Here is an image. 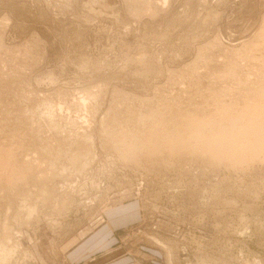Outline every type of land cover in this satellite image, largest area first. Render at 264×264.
Returning <instances> with one entry per match:
<instances>
[{
	"label": "rangeland",
	"instance_id": "rangeland-1",
	"mask_svg": "<svg viewBox=\"0 0 264 264\" xmlns=\"http://www.w3.org/2000/svg\"><path fill=\"white\" fill-rule=\"evenodd\" d=\"M263 87L264 0H0V264H264Z\"/></svg>",
	"mask_w": 264,
	"mask_h": 264
},
{
	"label": "bare ground",
	"instance_id": "bare-ground-1",
	"mask_svg": "<svg viewBox=\"0 0 264 264\" xmlns=\"http://www.w3.org/2000/svg\"><path fill=\"white\" fill-rule=\"evenodd\" d=\"M263 88H264V87H263ZM260 90H261V89H260ZM263 91H264V90H262V92H263ZM261 94H262V93H261ZM86 97H87V96H86ZM83 99H85V97H84ZM263 99H264V97H263ZM51 100H52V99H51ZM250 101H251V100H250ZM48 102H49V101H48ZM50 102L52 103V101H50ZM81 102H82V101H81ZM40 104H42V103H40ZM87 104H88V103H87ZM225 104H226V103H225ZM247 104H248V103H247ZM260 104H261V103H260ZM47 105H48V104H47ZM95 105H96V104H95ZM44 106H45V105H44ZM59 107H60V105H59ZM59 107H58V108H59ZM61 107H62V106H61ZM61 107H60V108H61ZM248 107H249V106H248ZM220 108H223V107L220 106ZM225 108H226V107H225ZM228 108H229V107H228ZM232 108H233V107H232ZM263 108H264V107H263ZM263 108H262V109H263ZM84 109H85V108H84ZM226 109H227V108H226ZM40 110H41V109H40ZM47 110H48V109H47ZM33 111H34V110H33ZM49 111H50V110H48V112H49ZM94 111H95V110H94ZM228 111H229V110H228ZM230 111H232V110H230ZM36 112H37V111H36ZM36 112H35V113H36ZM58 112H59V111H58ZM222 112H223V111H222ZM32 113H33V112H32ZM49 113H50V112H49ZM51 113H52V111H51ZM70 113H71V112H70ZM77 113H78V112H77ZM247 113H248V112H247ZM46 114H47V113H46ZM46 114H44V115H46ZM54 114H55V113L53 112L50 116H45L46 118L43 117V118H45L46 125L50 126L51 123H53L54 121L56 122V120H58V115L56 116V115H54ZM232 114H233V113H232ZM248 114H249V113H248ZM27 115H28V114H27ZM27 115H26V117H27ZM34 115H35V114H34ZM48 115H49V114H48ZM60 115L62 116L63 113H60ZM32 116H33V115H32ZM55 116H56V117H55ZM194 116H195V115H194ZM215 116H216V115H215ZM238 116H239V115H238ZM258 116H259V115H258ZM52 117H54V118L52 119ZM68 117H70V116H68ZM192 117H193V116H192ZM203 117H204V116H203ZM247 117H248V116H247ZM30 118H32V117H30ZM228 118H229V116H228ZM241 118H242V117H241ZM19 119H20V118H19ZM26 119H27V118H26ZM77 119H78V117H77ZM85 119H86V118H85ZM215 119H216V118H215ZM38 120H40V119H38ZM68 120H69V119L67 118L66 121H68ZM256 120H257V119H256ZM256 120H255V121H256ZM259 120H260V119H259ZM59 121H60V120H59ZM59 121H57V123H58ZM86 121H87V120H86ZM148 121H149V120H148ZM167 121H168V120H167ZM202 121H203V120H202ZM220 121H221V119L219 118V121H216L217 123L215 122V123H216L215 125H217ZM230 121H231V120H230ZM237 121H238V120H237ZM20 122H21V121H20ZM25 122H26V121H25ZM55 122L53 123V125L55 124L54 126L57 125ZM68 122H69V121H68ZM72 122L74 123V121H72ZM80 122H81V121H80ZM141 122H142V120H141ZM159 122H160V121H159ZM195 122H197V121H195ZM221 122H222V121H221ZM231 122H232V121H231ZM235 122H236V121H235ZM238 122H240V121H238ZM253 122H254V121H253ZM29 123H30V122H29ZM73 123H72V124H73ZM83 123H84V122H83ZM163 123H164V122H163ZM208 123H209V122H208ZM26 124H27V122H26ZM33 124H34V122H33ZM49 124H50V125H49ZM59 124H60V123H59ZM74 124H75V123H74ZM159 124L161 125V123H159ZM229 124H231V123H229ZM237 124H238V123H237ZM27 125H28V124H27ZM61 125H62V123H61ZM61 125H59V126L61 127ZM133 125H134V124H133ZM206 125L208 126V124H206ZM213 125H214V124H213ZM233 125H235V124H233ZM21 126H22V125H21ZM23 126H25V124H24ZM29 126H30V125H29ZM34 126H35V125H34ZM34 126H33V127H34ZM51 126H52V125H51ZM51 126H50V127H51ZM59 126H58V127H59ZM141 126H142V125H141ZM162 126H163V125H162ZM204 126H205V125H204ZM220 126H221V125H220ZM224 126H225V125H224ZM224 126H222V127H224ZM231 126H232V125H230L229 127H231ZM240 126H241V124H240ZM240 126H239V129H240ZM52 127H53V126H52ZM58 127H57V128H58ZM160 127H161V126H160ZM166 127H167V126H165V128H166ZM205 127H206V126H205ZM215 127H216V126H215ZM229 127H228V128H229ZM237 127H238V126H237ZM249 127H250V126H249ZM251 127H252V125H251ZM16 128H17V127H16ZM22 128H24V127H22ZM41 128H42V127H41ZM43 128H46V127H43ZM217 128H218V127H217ZM220 128H221V127H220ZM259 128H260V127H259ZM261 128H263V127L261 126ZM25 129H26V128H25ZM82 129H83V128H82ZM202 129H203V128H202ZM225 129H226V127H225ZM230 129H232V128H230ZM38 130H39V128H38ZM158 130H159V129H158ZM205 130H206V129H205ZM237 130H238V129H237ZM256 130H257V129H256ZM258 130H259V129H258ZM258 130H257V131H258ZM261 130H262V129H261ZM26 131H27V130H26ZM26 131H24V132H26ZM28 131H29V130H28ZM56 131L58 132V130H56ZM59 131H60V130H59ZM155 131H156V130H155ZM155 131H154V132H155ZM216 131H217V130H216ZM220 131H221V130H220ZM233 131H234V129H233ZM235 131H236V128H235ZM235 131H234V132H235ZM238 131H239V130H238ZM136 132H137V131H136ZM151 132H152V131H151ZM195 132H196V131H195ZM229 132L232 133L231 131H229ZM27 133H28V132H27ZM36 133H37V132H36ZM45 133H47V132H45ZM69 133H70V132H69ZM162 133H163V132H162ZM213 133H214V132H213ZM224 133H225V132H224ZM227 133H228V132H227ZM230 133L227 134V136L230 135ZM236 133L238 134V132H236ZM236 133H235V134H236ZM252 133H253V132H252ZM254 133L257 134L256 131H255ZM259 133H260V131H259ZM259 133H258V134H259ZM28 134H29V133H28ZM65 134H66V133H65ZM70 134H71V133H70ZM132 134H133V133H132ZM135 134H136V133H135ZM178 134H179V133H178ZM211 134H212V133H211ZM235 134H234V135H235ZM242 134H243V133H242ZM242 134H241V135H242ZM255 134H254V135H255ZM117 135H118V134H117ZM117 135H116V136H117ZM128 135H129V134H128ZM130 135H131V134H130ZM176 135H177V134H176ZM180 135H181V134H180ZM198 135H200V134H198ZM220 135H221V134H220ZM231 135H232V134H231ZM231 135H230V136H231ZM234 135H233V137H234ZM263 135H264V134H262V136H263ZM40 136H41V134H40ZM68 136H69V135H68ZM111 136H112V135H111ZM118 136H119V135H118ZM167 136H168V135H167ZM171 136H172V135H171ZM191 136H192V135H191ZM221 136H222V135H221ZM239 136H240V135H239ZM248 136H249V135H248ZM262 136H261V137H262ZM49 137H50V136H49ZM53 137H54V136H53ZM151 137H152V135H151ZM162 137H163V136H162ZM181 137H182V136H181ZM189 137H190V136H189ZM193 137H194V136H192V138H193ZM224 137H225V136H224ZM231 137H232V136H231ZM233 137H232V139H234ZM258 137H260V136L258 135ZM261 137H260V138H261ZM41 138H42V137H41ZM56 138H57V135H56ZM66 138H67V137H66ZM88 138H90V137H88ZM156 138H158V137H156ZM171 138H172V137H171ZM197 138H198V137H197ZM197 138H196V139H197ZM256 138H257V136H256ZM120 139H121V138H120ZM148 139H149V138H148ZM160 139H161V138H160ZM174 139H175V138H174ZM187 139H188V136H187ZM190 139H191V138H190ZM193 139H195V138H193ZM203 139H204V138H203ZM218 139H219V137H218ZM221 139H222V138H221ZM232 139L229 138V137H227V138H226V142H225L224 144L220 143V142H222V141L216 140L217 143L219 142V145H218V146L216 145V148H217V147L219 148V146H221V147L233 146V148H232V147H229V150H228V151H229V155H228V157L230 156V158H231V154H233V156H234V154H236V152L238 153V156H239V154H241V152L243 151V149L246 147V146H244L243 142L241 143V145L238 146V144H240V142L237 144L238 141L236 142V141H233ZM253 139H255V137H253ZM36 140H37V139H36ZM40 140H41V139H40ZM51 140H52V139H51ZM55 140H56V139H55ZM57 140H58V139H57ZM57 140H56V142H57ZM64 140H65V139H64ZM68 140H70V137H68ZM68 140H67V141H68ZM72 140H74V139H72ZM72 140H71V141H72ZM136 140H137V139H136ZM181 140H182V138H181ZM184 140L187 141L186 139H184ZM198 140H199V139H198ZM206 140H207V139H206ZM213 140H214V139H213ZM234 140H236V139H234ZM260 140L262 141V140H264V139H260ZM46 141H47V140H46ZM49 141H50V140H49ZM59 141H61V139L58 140V142H59ZM79 141H81V140H79ZM141 141H142V140H141ZM154 141H155V140H154ZM162 141H163V140H162ZM169 141H170V140H169ZM204 141H205V140H204ZM207 141L209 142L210 140H207ZM207 141H206L205 143H207ZM211 141H212V140H211ZM211 141H210V142H211ZM224 141H225V140H224ZM242 141H243V140H242ZM246 141H247V140H246ZM253 141H254V140H253ZM258 141H259V140H258ZM21 142H22V141H21ZM47 142H48V141H47ZM52 142H55V141L53 140ZM90 142H91V140H90ZM90 142H88L87 144L89 145ZM92 142H93V141H92ZM145 142H146V141H145ZM150 142H151V141H150ZM164 142H166V141H164ZM210 142H209V144H210ZM244 142H245V141H244ZM255 142H256V141H255ZM24 143H25V142H24ZM32 143H33V142H32ZM49 143H50V142H48V144H49ZM62 143H64V142H62ZM65 143H66V142H65ZM70 143H71V142H70ZM143 143H144V142H143ZM146 143H147V142H146ZM169 143H170V142H169ZM171 143H172V142H171ZM175 143H176V142H175ZM184 143H185V142H184ZM189 143H190V141H189ZM196 143H197V142H196ZM211 143H215V142H211ZM245 143H247V142H245ZM257 143H258V142H257ZM261 143H262V142H261ZM25 144H26V143H25ZM39 144H40V143H39ZM39 144H38V145H39ZM46 144H47V143H46ZM55 144H56V143H55ZM58 144H59V143H58ZM60 144H61V143H60ZM72 144H73V142H72ZM72 144H71V145H72ZM79 144H80V142H79ZM149 144H150V143H149ZM176 144H177V143H176ZM254 144H255V143H254ZM22 145H23V144H22ZM22 145H20V146H22ZM28 145H29V143H28ZM40 145H41V144H40ZM43 145H44V144H43ZM52 145H53V144H52ZM56 145H57V144H56ZM56 145H54V146H56ZM63 145H65V144H63ZM74 145H75V144H74ZM80 145H84V144H80ZM188 145H189V144H187V146H188ZM190 145H191V144H190ZM202 145H204V143H203ZM210 145H212V144H210ZM213 145H214V144H213ZM213 145H212V146H213ZM249 145H250V144H249ZM262 145H263V144H262ZM54 146H53V147H54ZM68 146L71 147L70 145H68ZM135 146H137V145H135ZM183 146H184V145H183ZM194 146H195V145H194ZM205 146H208V145L206 144ZM253 146H254V145H252V148H253ZM256 146H257V145H256ZM263 146H264V145H263ZM263 146H262V149H264ZM26 147H27V145H26ZM35 147H36V146H35ZM51 147H52V146H51ZM57 147L59 148V146H57ZM79 147H81V146H79ZM157 147H158V146H157ZM202 147H203V146H202ZM209 147H210V146H209ZM257 147H258V146H257ZM257 147H256V148H257ZM18 148H19V147H18ZM20 148H21V147H20ZM20 148H19V150H20ZM28 148L30 149V147H28ZM33 148H34V147H33ZM61 148H62V147H61ZM61 148H59V151L61 150ZM65 148H66V147H65ZM65 148H64V149H65ZM77 148H78V147H77ZM82 148H83V147H82ZM187 148H188V147H187ZM190 148H191V147H190ZM195 148H197V147H195ZM207 148H208V147H206V149H207ZM211 148H212V147H211ZM211 148H209V150H210ZM216 148H213L212 150L215 149V151H216ZM246 148H248V147H246ZM249 148H250L249 150H251V147H250V146H249ZM256 148L254 147V150H255ZM29 149H27V150H29ZM56 149H57V148H56ZM62 149H63V148H62ZM66 149H67V148H66ZM83 149H84V148H83ZM188 149H189V148H188ZM202 149H203V148H202ZM206 149H204V150H206ZM230 149H232V150H230ZM17 150H18V149H17ZM38 150H39V149H38ZM42 150H44V149H42ZM47 150H48V149H47ZM91 150H92V149H91ZM91 150H90V151H91ZM175 150H176V149H175ZM207 150H208V149H207ZM207 150H206V151H207ZM209 150H208V151H209ZM252 150H253V149H252ZM55 151H56V150H55ZM55 151H54V152H55ZM57 151H58V150H57ZM70 151H71V149H70ZM202 151H203V150H202ZM202 151H201V152H202ZM208 151H207V154H208ZM218 151H219V150H218ZM228 151H227V152H228ZM244 151H245V149H244ZM246 151H247V150H246ZM246 151H245V153H247ZM258 151L261 152L260 150H257V152H258ZM28 152H29V151H28ZM33 152H34V151H33ZM42 152H43V151H42ZM51 152H53V151H51ZM65 152H66V150H65ZM68 152H69V151H67L66 153H68ZM73 152H74V151H73ZM73 152H72V153H73ZM91 152H92V151H91ZM227 152H226V154H227ZM254 152H255V151H253V153H254ZM18 153H19V152H18ZM23 153H24V152H23ZM25 153H26V151H25ZM31 153H32V152H31ZM40 153H41V152H40ZM55 153H57V152H55ZM62 153H63V152H62ZM77 153H78V152H77ZM77 153H75V154H77ZM93 153H94V151H93ZM93 153H92V154H93ZM215 153H217V152H215ZM215 153H214V154H215ZM222 153H223V152H222ZM222 153H221V154H222ZM242 153H243V152H242ZM245 153H244V154H245ZM250 153H251V152H250ZM253 153H251V154L253 155ZM255 153H256V152H255ZM27 154H30V153H27ZM35 154H36V153H35ZM42 154H43V153H42ZM70 154H71V152H70ZM70 154H69V155H70ZM73 154H74V153H73ZM210 154H211V153H210ZM214 154L212 153V155H214ZM224 154H225V153H224ZM244 154H243V155H244ZM18 155H19V154H18ZM36 155H37V154H36ZM44 155H45V154H44ZM44 155H41V157L44 156ZM55 155H56V154H55ZM71 155H72V154H71ZM71 155H70V156H71ZM212 155H211V156H212ZM216 155H218V154H216ZM219 155H220V154H219ZM241 155H242V154H241ZM246 155H248V154H246ZM246 155H245V156H246ZM26 156H27V155H26ZM72 156H73V155H72ZM77 156H78V155H77ZM220 156H222V155H220ZM27 157H28V156H27ZM27 157H26V158H27ZM29 157H30V156H29ZM29 157H28V158H29ZM31 157H32V156H31ZM33 157H34V156H33ZM41 157H38V158L41 159ZM49 157H50V156H49ZM73 157H76V156H73ZM90 157H91V156H90ZM216 157H217V156H215V157H213V158L217 159ZM218 157H219V156H218ZM224 157H227V156H224ZM224 157H223V158H224ZM228 157H227V158H228ZM240 157H241V156H240ZM253 157H254V156H253ZM62 158H63V157H62ZM69 158H70V157H69ZM221 158H222V157H221ZM227 158H226V159H227ZM234 158H235V157H234ZM242 158H243V156H242ZM242 158H240V159H242ZM34 159H36V158H34ZM44 159H46V158H44ZM44 159L42 158L41 161L44 160ZM48 159H49V158H48ZM79 159H80V158H79ZM79 159L77 158V159H75V160L78 161ZM218 159H220V158H218ZM245 159H246V158H245ZM51 160H52V159H51ZM89 160H90V159H89ZM230 160H231V159H230ZM234 160H235V159H234ZM41 161H40V162H41ZM53 161H54V159H53ZM240 161H241V160H240ZM24 162H26V161H24ZM35 162H37V161L34 160V164H35ZM65 162H66V161H65ZM50 163H51V162H49V166H50ZM237 163H238V162H237ZM37 164H39V163L37 162ZM52 164H53V163H52ZM55 164H56V162H55ZM79 164H80V163H79ZM64 165H65V164H64ZM36 166H37V165H35V167H36ZM40 166H42V164H41ZM40 166H39V167H40ZM76 166H77V165H76ZM31 167H32V166H31ZM35 167H34V169H35ZM43 167H44V166H43ZM59 167H60V166H59ZM36 168H38V167H36ZM76 168H77V167H76ZM42 169H45V168H42ZM47 170H48V168H47ZM57 170H58V169H57ZM37 171H38V170H37ZM39 171L41 172V168H40ZM51 171H52V169H51ZM52 172H53V171H52ZM52 172H48V173H49V176H50V173L53 174ZM63 173H64V172H63ZM40 174H42V173H40ZM44 174H46V173L43 172V175H44ZM47 179H48V178H47ZM74 185H75V184H74ZM72 188H73V187H72ZM44 192H45V191H44ZM31 208H32V207L29 206V207H28V210L33 212V211H34V208H32V209H31ZM32 212H30V214H32ZM16 251H17L16 246H13V245L9 244V243H8V240H1V242H0V261H2L3 263H5L6 261H8L9 259H11V258L14 256V254H15ZM36 259H37V258H36ZM9 261H10V260H9Z\"/></svg>",
	"mask_w": 264,
	"mask_h": 264
}]
</instances>
